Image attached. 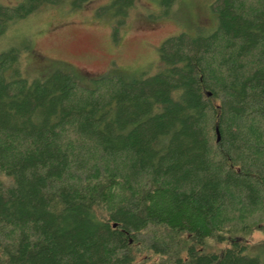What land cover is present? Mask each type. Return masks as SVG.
Wrapping results in <instances>:
<instances>
[{"label":"trees","instance_id":"16d2710c","mask_svg":"<svg viewBox=\"0 0 264 264\" xmlns=\"http://www.w3.org/2000/svg\"><path fill=\"white\" fill-rule=\"evenodd\" d=\"M14 1L0 40L65 2ZM135 2L95 15L117 37ZM211 11L130 79L61 63L29 81L0 51V264H261L244 239L264 235V0Z\"/></svg>","mask_w":264,"mask_h":264},{"label":"rangeland","instance_id":"374dc122","mask_svg":"<svg viewBox=\"0 0 264 264\" xmlns=\"http://www.w3.org/2000/svg\"><path fill=\"white\" fill-rule=\"evenodd\" d=\"M110 1L92 0L79 9H72L70 0L43 6L9 25L0 51L15 48L21 52V74L29 81L49 74L61 63L84 76L116 74L130 79L158 65L159 47L168 37L183 31L193 34L197 27L211 32L217 26L211 11L214 0H174L168 17H162L167 11L161 8L162 0H136L118 36L113 37L108 19L95 15L97 8ZM2 2L14 5L16 1ZM244 240L249 246L259 245L264 235L254 232ZM255 248L264 264V246ZM155 262L153 258L148 264Z\"/></svg>","mask_w":264,"mask_h":264}]
</instances>
